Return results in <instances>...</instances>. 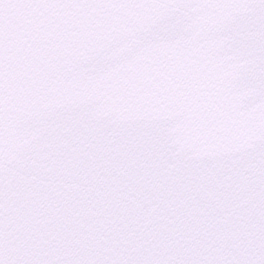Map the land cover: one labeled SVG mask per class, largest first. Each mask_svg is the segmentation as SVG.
Masks as SVG:
<instances>
[{
	"label": "snow or ice",
	"instance_id": "obj_1",
	"mask_svg": "<svg viewBox=\"0 0 264 264\" xmlns=\"http://www.w3.org/2000/svg\"><path fill=\"white\" fill-rule=\"evenodd\" d=\"M0 264H264V0H0Z\"/></svg>",
	"mask_w": 264,
	"mask_h": 264
}]
</instances>
